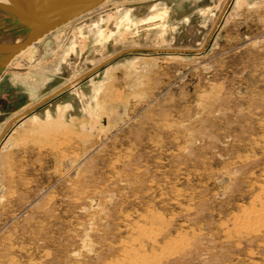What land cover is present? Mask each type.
I'll return each instance as SVG.
<instances>
[{
    "label": "rangeland",
    "instance_id": "1",
    "mask_svg": "<svg viewBox=\"0 0 264 264\" xmlns=\"http://www.w3.org/2000/svg\"><path fill=\"white\" fill-rule=\"evenodd\" d=\"M106 1L2 73L0 264H264V0Z\"/></svg>",
    "mask_w": 264,
    "mask_h": 264
},
{
    "label": "water",
    "instance_id": "2",
    "mask_svg": "<svg viewBox=\"0 0 264 264\" xmlns=\"http://www.w3.org/2000/svg\"><path fill=\"white\" fill-rule=\"evenodd\" d=\"M103 0H7L0 1V37H20L18 42L0 41V75L20 50L61 26L70 18L85 13Z\"/></svg>",
    "mask_w": 264,
    "mask_h": 264
},
{
    "label": "bare ground",
    "instance_id": "3",
    "mask_svg": "<svg viewBox=\"0 0 264 264\" xmlns=\"http://www.w3.org/2000/svg\"><path fill=\"white\" fill-rule=\"evenodd\" d=\"M0 1H4V2H7V0H0ZM106 0H103L102 2L99 3V5L103 2H105ZM107 2V1H106ZM99 5H97L96 7H98ZM95 8V7H94ZM93 9V8H91ZM91 9H88L85 11L88 12L89 10ZM85 13L79 15V16H82L84 15ZM0 14H2V12L0 11ZM79 16H76V17H73V18H70V20L74 19V18H77ZM166 16V10L165 9H156V8H153V13H149L148 16L146 18H140L138 20H134L131 18L130 16V11H127L125 14L121 15V16H118V18L116 19L117 21V24L115 26V30H112L110 28H107V27H104V28H99L97 30V33H96V36H95V40L100 41V43L102 41H106L108 40L109 38H112L114 40H119L121 38V28L124 27L127 31L128 29L132 28L133 25H136L138 24L139 22H143L144 21H150V20H157V19H160V21ZM70 20L66 21V22H63V24L69 22ZM108 20L109 21H112V16H109L108 17ZM112 23V22H111ZM148 23V22H146ZM63 24L57 28H55L54 30L50 31L49 33L45 34L44 36L40 37L39 39H37L35 42H32L31 44H29L28 46H26L25 48H23L22 50H20L16 55H19L21 53H24L26 51H29L31 48L35 47L36 44H38L43 38H45L46 36H48L50 33L56 31L58 28L62 27ZM162 27V26H160ZM21 38L20 37H15V38H11L10 36L6 35V36H2L0 37V41L2 43H9V42H18L20 41ZM75 46V43H72L71 46L65 50V52H69L71 50H73ZM63 52V54H61V59L63 60L64 59V56H67L65 55L66 53ZM73 52V51H72ZM27 53V52H26ZM14 55L12 57V59L16 56ZM12 59H10V61L8 62V64L6 65V67L10 64V62L12 61ZM5 67V69H6ZM4 69V70H5ZM3 73V72H2ZM1 76L2 74L0 75V79H1ZM32 76V75H31ZM33 120H38V117H31ZM49 122L50 120L52 121V117L49 113H47V118H46Z\"/></svg>",
    "mask_w": 264,
    "mask_h": 264
},
{
    "label": "crops",
    "instance_id": "4",
    "mask_svg": "<svg viewBox=\"0 0 264 264\" xmlns=\"http://www.w3.org/2000/svg\"><path fill=\"white\" fill-rule=\"evenodd\" d=\"M0 80H2V76H1V79Z\"/></svg>",
    "mask_w": 264,
    "mask_h": 264
}]
</instances>
